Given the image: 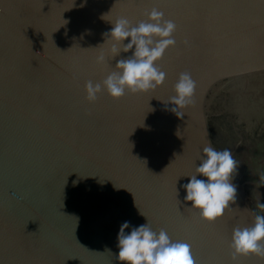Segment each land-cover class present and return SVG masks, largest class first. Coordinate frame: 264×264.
Instances as JSON below:
<instances>
[{
    "label": "water",
    "instance_id": "95a60500",
    "mask_svg": "<svg viewBox=\"0 0 264 264\" xmlns=\"http://www.w3.org/2000/svg\"><path fill=\"white\" fill-rule=\"evenodd\" d=\"M154 7L177 25L157 62L163 85L89 102L86 83L102 82L135 47L112 59L104 34ZM184 72L197 86L178 118L169 100ZM209 143L238 162L236 201L215 222L182 187ZM258 203L264 0H0V264H120L125 221V232L149 222L190 244L195 264H234L233 229L264 215Z\"/></svg>",
    "mask_w": 264,
    "mask_h": 264
},
{
    "label": "clouds",
    "instance_id": "9594fccd",
    "mask_svg": "<svg viewBox=\"0 0 264 264\" xmlns=\"http://www.w3.org/2000/svg\"><path fill=\"white\" fill-rule=\"evenodd\" d=\"M146 15V21L142 20L135 25L128 18L120 17L110 32L104 34L107 37L106 42H112V59L121 51L127 53L135 47L130 57L117 61L114 71L102 82L94 84L89 80L86 83V99L89 102H95L104 90L112 98L119 99L126 92H147L163 85L166 73L158 67L157 62L163 58L169 47L175 46L173 34L177 25L173 20L164 19L163 11L155 7ZM128 38L130 41L125 44L124 41ZM106 62V56L101 52L96 63L102 65ZM196 86L190 73L180 74L174 85L176 94L169 100L175 105L171 111L178 118L184 115L181 109L193 103ZM203 153L200 164L196 167L197 174L189 176V182L182 187L186 189L185 200L191 202L190 208L198 210L203 220L215 222L224 216L230 203L236 201L237 186L232 180L238 162L231 150L218 151L211 143L203 148ZM197 175L206 179H197ZM257 207L264 209V203H258ZM128 228L130 222L125 221L117 236L119 252L116 259L120 264H195L191 245L186 242H173L164 229L154 231L149 222L131 227L130 232H125ZM229 248L234 264L240 257L250 255L264 259V215H255L251 226L235 227Z\"/></svg>",
    "mask_w": 264,
    "mask_h": 264
}]
</instances>
